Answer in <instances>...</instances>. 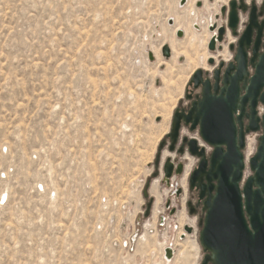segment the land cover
<instances>
[{"label": "rangeland", "instance_id": "1", "mask_svg": "<svg viewBox=\"0 0 264 264\" xmlns=\"http://www.w3.org/2000/svg\"><path fill=\"white\" fill-rule=\"evenodd\" d=\"M179 3L0 0V264H195L159 165L206 60L204 9Z\"/></svg>", "mask_w": 264, "mask_h": 264}, {"label": "flooded vegetation", "instance_id": "2", "mask_svg": "<svg viewBox=\"0 0 264 264\" xmlns=\"http://www.w3.org/2000/svg\"><path fill=\"white\" fill-rule=\"evenodd\" d=\"M192 3L196 14L191 13ZM177 9L189 20L190 16L198 18L199 10L204 9L208 67H199L192 73L174 111L170 132L160 146V176L167 179L166 165H170L167 183L179 180L176 195L185 198L184 215L196 220L198 231L192 221L185 223L183 229L187 235L195 234L199 246L195 264H264V243L257 245L251 238L240 239L243 229L232 222L235 212H211L219 186L214 179L233 177L241 162L239 191L248 229L254 234L246 211L245 189L256 175L252 161L258 156L264 137V85L257 96L255 91L250 92L264 54V0H180ZM171 19L169 25H174L175 20ZM186 27L176 32L177 39L186 38ZM193 29L201 30L196 23ZM246 33L248 37L244 39ZM164 48H168L169 56L163 53ZM172 51L171 44L165 43L161 54L169 60ZM198 71L202 74L196 78ZM257 190L253 185L248 192ZM209 217L213 224L203 246L202 233Z\"/></svg>", "mask_w": 264, "mask_h": 264}, {"label": "water", "instance_id": "3", "mask_svg": "<svg viewBox=\"0 0 264 264\" xmlns=\"http://www.w3.org/2000/svg\"><path fill=\"white\" fill-rule=\"evenodd\" d=\"M232 21H236V13L233 11ZM248 37V33L245 34L244 39ZM213 48V44L211 45V49ZM163 53L165 56H169L168 48L163 49ZM150 54V59L153 60V55ZM202 72L198 71L196 74V78L201 76ZM264 85V54L260 59V64L258 68V74L255 79H253V85L250 88L251 91H255V95L258 94V89L260 90ZM262 101L264 102V94L262 96ZM258 160L260 164L257 165ZM170 165H166V175L168 181V176H170ZM252 167L256 170V175L254 178L250 179L246 185L245 196H246V211L250 218L252 228L254 230V234L248 229L246 219L243 213L242 207V198L241 193L239 191V181L241 180L243 164L238 163L237 168L233 174V177H221L220 179L215 178L214 180H218L219 186L217 189V195L212 203L211 212L212 211H221V212H235L236 216L234 217L233 224L240 229H243V233L240 234V239L251 238L252 242L261 244L264 243V137L262 138L261 147L259 149L258 156L253 159ZM255 185L258 190L256 192H248ZM213 220L208 218L207 225L205 230L202 233L201 242L203 246L207 244V238L209 235V228L212 226ZM170 252V251H169Z\"/></svg>", "mask_w": 264, "mask_h": 264}, {"label": "bare ground", "instance_id": "4", "mask_svg": "<svg viewBox=\"0 0 264 264\" xmlns=\"http://www.w3.org/2000/svg\"><path fill=\"white\" fill-rule=\"evenodd\" d=\"M193 2H196V0H193ZM223 2H225V3H228V1L227 0H223ZM194 3H192V5H193ZM194 14V13H193ZM177 23H178V21H176ZM176 24V23H175ZM171 26V25H170ZM177 27V26H176ZM174 27V29H175V32L174 33H176L179 29H182V27ZM207 34V33H206ZM207 41H208V37H206V39H205V41H203V43H204V52H205V59H207V57H208V53H207V51H206V44H207ZM198 42H199V37H197V35H195V34H193V36H192V39L189 41V44H190V46H192V47H195L196 45H199L200 44V42H199V44H198ZM206 43V44H205ZM163 46V45H162ZM162 46H160L159 47V49H157V50H155V51H157L156 52V56H157V58L158 59H162V58H160L161 57V48H162ZM155 51H154V53H155ZM185 54H186V57L188 56V53H187V51H185L184 52ZM225 54V53H224ZM177 55H178V53H177ZM176 55V56H177ZM226 55H227V53H226ZM181 56V55H180ZM185 57V56H184ZM224 57V56H223ZM227 57H229V56H227ZM162 61V60H161ZM193 63H198L197 61H194V62H192V63H190V64H193ZM198 65H200V64H197L196 65V67L198 66ZM202 66L203 67H208L207 66V64H206V60L204 61V63L202 64ZM197 69V68H196ZM208 69V68H207ZM195 70V69H194ZM185 180V179H184ZM156 183V182H155ZM184 183V182H183ZM156 186V185H155ZM153 189V188H152ZM155 189H157V188H155ZM155 189H153V190H155ZM156 191V190H155ZM164 245V244H163ZM188 248H190L189 250L191 251V253H193V255L192 256H194V251H195V253H196V255H198V253H199V247H198V244H197V242L195 241L192 245H190V247H188ZM165 249V248H164ZM164 249L162 250V251H164ZM166 251V250H165ZM185 253H188V252H185ZM190 253V252H189ZM190 253V254H191ZM165 254H166V252H165ZM181 254V253H180ZM167 255H168V257H169V255H170V252H168L167 251ZM167 255H165V259H167L168 257H167ZM189 255V254H188ZM187 256V255H186ZM171 257V256H170ZM183 257V256H182ZM184 258V257H183ZM186 258H188V257H186ZM182 260V259H181Z\"/></svg>", "mask_w": 264, "mask_h": 264}]
</instances>
